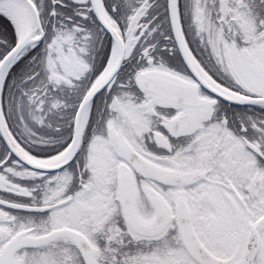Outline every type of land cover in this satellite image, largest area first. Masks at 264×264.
<instances>
[{"label":"snow or ice","instance_id":"snow-or-ice-1","mask_svg":"<svg viewBox=\"0 0 264 264\" xmlns=\"http://www.w3.org/2000/svg\"><path fill=\"white\" fill-rule=\"evenodd\" d=\"M0 264H264V0H0Z\"/></svg>","mask_w":264,"mask_h":264}]
</instances>
